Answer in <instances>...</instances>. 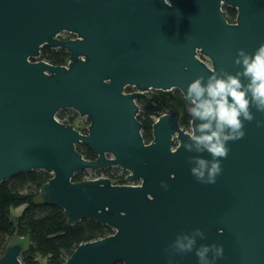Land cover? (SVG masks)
I'll list each match as a JSON object with an SVG mask.
<instances>
[{"label":"water","instance_id":"95a60500","mask_svg":"<svg viewBox=\"0 0 264 264\" xmlns=\"http://www.w3.org/2000/svg\"><path fill=\"white\" fill-rule=\"evenodd\" d=\"M171 5L0 0V183L45 171L51 177L40 196L59 206L68 223L91 219L112 229L80 243L62 264H198L195 250L171 257L166 251L177 235L197 228L204 238L196 237V247H223L213 264H264V113L251 107L254 119L244 121L242 139L227 143L215 184L197 181L190 171L199 167L192 158L212 160L189 140L201 121L191 118L188 132L178 111L164 113L145 142L137 117V100L150 89L176 88L188 102L187 87L196 78L206 84L221 70L242 71L234 63L238 49L253 53L264 43V0ZM223 5L236 9L234 22L225 19ZM61 31L77 37L59 39ZM43 46L65 50L67 65L39 59ZM62 109L86 116L87 133L60 120ZM78 144L95 158L85 159ZM108 166L127 171L131 182L105 176L72 181L76 172ZM17 241L11 240L0 264H22Z\"/></svg>","mask_w":264,"mask_h":264},{"label":"trees","instance_id":"16d2710c","mask_svg":"<svg viewBox=\"0 0 264 264\" xmlns=\"http://www.w3.org/2000/svg\"><path fill=\"white\" fill-rule=\"evenodd\" d=\"M224 9L226 19L232 21L234 11L227 7ZM67 58L68 53L62 49L53 50L44 46L40 50L39 59L54 65L64 64ZM125 90L130 91L131 88L126 87ZM138 106L140 109L138 119L142 124L141 134L145 142L151 139L154 116L178 111L181 127L186 129L190 126L192 117L188 113L189 104L176 88L169 91L153 89L149 98L140 100ZM65 112H57L56 116L64 123H71L72 121L64 119ZM72 114L76 115L74 112ZM76 149L85 159L95 158L82 144L76 145ZM116 171L120 169L115 167L105 174L112 178H120L121 173L117 174ZM121 172L126 174L125 171ZM50 177L51 174L45 171L33 170L19 173L0 183V257L6 247L12 244L9 241L16 237L19 238L17 242L23 246L20 257L22 264H62L80 243L112 233L111 228L91 219L70 224L59 206L43 201L40 196L41 187ZM82 177V171L76 172L72 181H80ZM21 206L22 209L15 214L13 210ZM25 238L26 245L22 242Z\"/></svg>","mask_w":264,"mask_h":264},{"label":"clouds","instance_id":"9594fccd","mask_svg":"<svg viewBox=\"0 0 264 264\" xmlns=\"http://www.w3.org/2000/svg\"><path fill=\"white\" fill-rule=\"evenodd\" d=\"M164 4L172 6L171 0H164ZM234 63L241 66L242 71L233 75L221 70L222 75H209L206 84L203 83V77H198L187 87L188 113L194 122L197 119L201 121L195 124L189 140L195 143L197 152L207 150L212 156L211 161L192 158L199 167L192 168L191 174L204 184L216 183V177L222 171L220 160L227 158L229 153L227 143L242 139L245 135L244 121L251 122L254 119L251 107L254 106L258 112L264 113V43L253 53L238 49ZM242 77L247 80L246 84ZM183 147L186 151L192 150L190 143L186 142ZM205 170L207 179H204ZM196 237L203 239V231L197 228L192 235H177L166 251L171 257L195 250L198 264H213L215 259L223 256L222 246L211 244L196 247ZM209 252L212 253L211 259L207 255Z\"/></svg>","mask_w":264,"mask_h":264},{"label":"rangeland","instance_id":"374dc122","mask_svg":"<svg viewBox=\"0 0 264 264\" xmlns=\"http://www.w3.org/2000/svg\"><path fill=\"white\" fill-rule=\"evenodd\" d=\"M39 58V57H38ZM203 58L204 60H206L204 57H201ZM131 88L132 90H135L133 87H129ZM153 89H150L146 92V94H150L152 92ZM60 111H66L65 112V118L64 119H67V120H70L72 121L71 123L78 129V130H81V131H85L87 128H88V125H89V119L86 117V116H80L77 112H75L74 110L72 109H62V110H59L58 112ZM72 112H74L76 115L72 114ZM71 118V119H70ZM186 130L188 132H190V126L188 128H186ZM117 174L121 173L120 174V178L123 179L125 174L122 173L121 171H116ZM22 209V206L21 207H18L16 209L13 210V212L16 214L18 213L20 210ZM11 240H19V238H16L14 237L13 239ZM11 240L9 242H11ZM26 241L27 239H23V242L24 244L26 245Z\"/></svg>","mask_w":264,"mask_h":264},{"label":"built area","instance_id":"2783aa9c","mask_svg":"<svg viewBox=\"0 0 264 264\" xmlns=\"http://www.w3.org/2000/svg\"><path fill=\"white\" fill-rule=\"evenodd\" d=\"M56 37H58L59 39H72V38H75L74 34L72 32H69V31H61V32H59V34ZM67 62H68V60H66V62L64 64H62V65H67ZM157 118H158V116H154L153 117V122ZM79 131H81V130H79ZM117 168H119V167H117ZM119 169H120V171H125V170H123L121 168H119ZM82 172H83L82 180L95 178V177H100V176H105L106 178H110L109 176H107L105 174V172L101 171L100 169H86V170H83ZM125 172H126V174H125L123 179L114 178V182L113 183L118 182V181L123 182V183L131 182V181H129L127 179L128 172L127 171H125Z\"/></svg>","mask_w":264,"mask_h":264},{"label":"flooded vegetation","instance_id":"af4514ba","mask_svg":"<svg viewBox=\"0 0 264 264\" xmlns=\"http://www.w3.org/2000/svg\"><path fill=\"white\" fill-rule=\"evenodd\" d=\"M224 7H227V8H230L231 10H233L234 11V18H233V20L232 21H228L227 19H226V17H225V19L228 21V22H230V23H232V22H234L235 21V18H236V9L235 8H233V7H230V6H227V5H223L222 6V10H223V14H224V16H225V9H224ZM74 36H75V38L77 37V35L76 34H74ZM44 47V46H43ZM46 47H48V46H46ZM48 48H50V47H48ZM50 49H53V50H55V49H59V48H50ZM40 57V56H39ZM126 91V90H125ZM134 90H130V91H126V92H133ZM147 98H149V94H146V96L144 97V98H141V99H139V100H137V104H138V102L140 101V100H144V99H147ZM139 111H140V109H139ZM138 115H139V113H138ZM138 117V116H137ZM141 132H142V129H141ZM87 133V129L83 132V134H86ZM152 140V136H151V139L148 141V142H150ZM86 147V146H85ZM92 153V152H91ZM93 154V153H92ZM93 156H94V154H93ZM95 157V156H94ZM116 166H108V167H105V168H100V170L101 171H103V172H110V169H112V168H115ZM117 168V167H116ZM111 181H114V178H112V177H110L109 178ZM134 182H136V183H138V181H134Z\"/></svg>","mask_w":264,"mask_h":264}]
</instances>
